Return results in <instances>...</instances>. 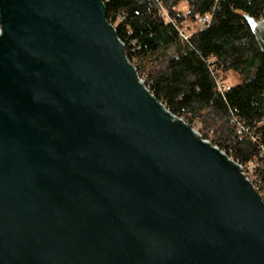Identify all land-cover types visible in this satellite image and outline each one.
Here are the masks:
<instances>
[{
	"label": "water",
	"instance_id": "95a60500",
	"mask_svg": "<svg viewBox=\"0 0 264 264\" xmlns=\"http://www.w3.org/2000/svg\"><path fill=\"white\" fill-rule=\"evenodd\" d=\"M0 28V264H264L261 195L151 93L104 0H0Z\"/></svg>",
	"mask_w": 264,
	"mask_h": 264
},
{
	"label": "trees",
	"instance_id": "16d2710c",
	"mask_svg": "<svg viewBox=\"0 0 264 264\" xmlns=\"http://www.w3.org/2000/svg\"><path fill=\"white\" fill-rule=\"evenodd\" d=\"M104 2L107 20L151 93L239 162L262 161L264 181V52L246 18L262 19L264 0ZM183 2L186 11L178 9ZM197 14L210 15L211 22L185 28ZM227 72L238 80L221 89Z\"/></svg>",
	"mask_w": 264,
	"mask_h": 264
},
{
	"label": "built area",
	"instance_id": "2783aa9c",
	"mask_svg": "<svg viewBox=\"0 0 264 264\" xmlns=\"http://www.w3.org/2000/svg\"><path fill=\"white\" fill-rule=\"evenodd\" d=\"M163 14L165 15L166 13L163 12ZM211 22V16L210 15H196V21H195V25L197 29H203L205 26H207L209 23ZM1 30V28H0ZM182 36L185 39H188V35L183 31L182 32ZM142 79V78H141ZM225 86L224 84H220V88L223 89ZM182 118V117H181ZM184 121H186L184 118H182ZM187 122V121H186ZM201 135V131L199 126H193ZM203 136V135H202ZM204 138V137H203ZM210 142H212V138H204ZM255 139V137H254ZM256 140V139H255ZM213 143V142H212ZM214 144V143H213ZM216 146H218L217 144H214ZM220 148V146H218ZM222 151H224L225 153L226 150L220 148ZM229 155L230 158H232L233 160H235L238 164L241 165L242 170L244 172V174L250 179V181L253 183V186L255 188V190L261 195L262 200L264 202V181L262 179V177L260 176L258 169L262 167V161L258 160L257 158L251 160L250 162L244 164L239 162L238 160H236L234 157H232L229 153H227ZM262 156H264V146H262L261 148V153H260V157L262 158Z\"/></svg>",
	"mask_w": 264,
	"mask_h": 264
},
{
	"label": "rangeland",
	"instance_id": "374dc122",
	"mask_svg": "<svg viewBox=\"0 0 264 264\" xmlns=\"http://www.w3.org/2000/svg\"><path fill=\"white\" fill-rule=\"evenodd\" d=\"M178 9L186 11L187 4L185 2L180 3L179 6H178ZM188 25H190V28H194L196 26L195 23H189V24H185V28L188 27ZM221 76L224 77V85L225 86L233 85L238 80V75L236 73H234V72H227V73H225V74H223Z\"/></svg>",
	"mask_w": 264,
	"mask_h": 264
}]
</instances>
